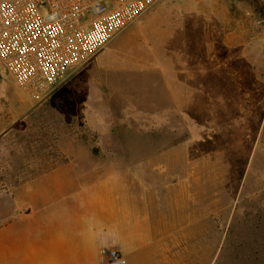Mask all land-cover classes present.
Wrapping results in <instances>:
<instances>
[{
    "label": "rangeland",
    "instance_id": "374dc122",
    "mask_svg": "<svg viewBox=\"0 0 264 264\" xmlns=\"http://www.w3.org/2000/svg\"><path fill=\"white\" fill-rule=\"evenodd\" d=\"M153 11L42 101L0 69V228L16 185L72 162L115 174L137 207L146 191V264H264V0ZM11 248L0 235V264H20Z\"/></svg>",
    "mask_w": 264,
    "mask_h": 264
},
{
    "label": "crops",
    "instance_id": "0c3cea01",
    "mask_svg": "<svg viewBox=\"0 0 264 264\" xmlns=\"http://www.w3.org/2000/svg\"><path fill=\"white\" fill-rule=\"evenodd\" d=\"M153 8L126 29L145 26L158 15ZM173 61L165 56L157 65L165 72ZM163 81L165 95L175 96L177 86L169 78ZM114 177L109 171L91 172L61 162L16 185L10 221L0 235L11 242L20 264H101L99 256L108 247L118 249L127 264H146L152 256L148 225L157 222L158 208L148 206L144 190L137 207L130 190Z\"/></svg>",
    "mask_w": 264,
    "mask_h": 264
},
{
    "label": "built area",
    "instance_id": "2783aa9c",
    "mask_svg": "<svg viewBox=\"0 0 264 264\" xmlns=\"http://www.w3.org/2000/svg\"><path fill=\"white\" fill-rule=\"evenodd\" d=\"M159 0H0V69L34 102ZM101 264H127L103 250Z\"/></svg>",
    "mask_w": 264,
    "mask_h": 264
}]
</instances>
